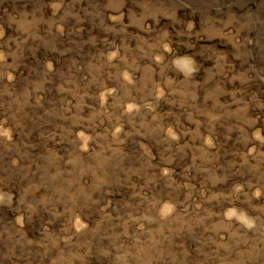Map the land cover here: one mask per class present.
Here are the masks:
<instances>
[{"label": "rangeland", "instance_id": "1", "mask_svg": "<svg viewBox=\"0 0 264 264\" xmlns=\"http://www.w3.org/2000/svg\"><path fill=\"white\" fill-rule=\"evenodd\" d=\"M0 264H264V0H0Z\"/></svg>", "mask_w": 264, "mask_h": 264}]
</instances>
